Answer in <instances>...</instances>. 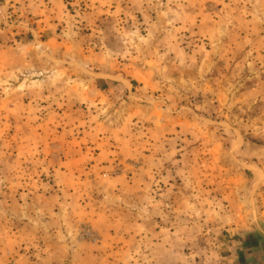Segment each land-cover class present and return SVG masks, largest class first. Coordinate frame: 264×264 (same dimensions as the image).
<instances>
[{
  "label": "rangeland",
  "instance_id": "rangeland-1",
  "mask_svg": "<svg viewBox=\"0 0 264 264\" xmlns=\"http://www.w3.org/2000/svg\"><path fill=\"white\" fill-rule=\"evenodd\" d=\"M12 4L0 264H71L74 247L89 264H237L264 227V0Z\"/></svg>",
  "mask_w": 264,
  "mask_h": 264
},
{
  "label": "crops",
  "instance_id": "crops-1",
  "mask_svg": "<svg viewBox=\"0 0 264 264\" xmlns=\"http://www.w3.org/2000/svg\"><path fill=\"white\" fill-rule=\"evenodd\" d=\"M14 0H4V2L2 3V0H0V9L2 11H4L6 8H8V5H11L9 7H11L13 4ZM21 0H16V2H19ZM56 1V0H54ZM25 1H23L24 3ZM31 6V5H30ZM64 36V35H63ZM62 36V37H63ZM58 40V39H56ZM54 42V41H52ZM110 82V81H108ZM55 216V215H53ZM115 216L116 215H110L107 212H104V215L101 216V218H103L104 220L113 222L115 220ZM52 217V215H51ZM97 220L99 218V216L95 217ZM48 226L50 227H55L56 223H51L49 222ZM258 228L257 229H253L251 233H249V239H244V237H242L241 239H239L238 242H236L235 244V250L236 252V256H235V260H237V264H264V227L257 225ZM45 231L48 230L51 234L58 236V234H62L63 232H59L58 229L56 230H52V229H48L47 227H45ZM113 228V227H111ZM109 236H111L109 238V240H111L109 242V244L116 246L121 248L119 245V241L117 240L116 237H113V232L109 231ZM108 236V237H109ZM23 249H20L19 251H22ZM79 252V248H72L70 251V255H71V264H89L88 262H84L86 259H83L80 262H77L76 257H75V253ZM24 253L19 254L20 256H26V253L23 255ZM79 254V253H78ZM81 260V258H79ZM104 262V261H103ZM95 264V263H94ZM103 264V263H100Z\"/></svg>",
  "mask_w": 264,
  "mask_h": 264
}]
</instances>
